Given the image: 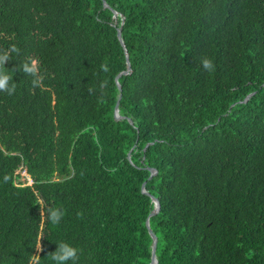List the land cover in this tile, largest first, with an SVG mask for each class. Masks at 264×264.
I'll use <instances>...</instances> for the list:
<instances>
[{"label":"trees","instance_id":"trees-1","mask_svg":"<svg viewBox=\"0 0 264 264\" xmlns=\"http://www.w3.org/2000/svg\"><path fill=\"white\" fill-rule=\"evenodd\" d=\"M12 45L0 264H149L147 219L157 264H264V0H0Z\"/></svg>","mask_w":264,"mask_h":264},{"label":"clouds","instance_id":"clouds-1","mask_svg":"<svg viewBox=\"0 0 264 264\" xmlns=\"http://www.w3.org/2000/svg\"><path fill=\"white\" fill-rule=\"evenodd\" d=\"M19 54V48L15 45L10 46L6 50H0V92L6 93L11 96L16 90V83L12 82L13 71L5 69V63L11 59L12 54ZM201 65L205 71H213L214 65L211 59L207 57L201 58ZM101 71L107 72L108 67L105 64L100 66ZM20 70L24 74L31 75L34 79L32 81L34 87H39L42 83L43 77L39 76V61L36 59H30L29 62L23 63L20 66ZM91 91V89H89ZM64 210L61 208L49 207L46 209V219L53 225H58L64 216ZM42 239V237H41ZM41 241V240H40ZM43 251L41 244L37 249L36 255H31L29 264H39L40 258L38 253ZM48 257L51 259L53 264H78L80 259V250L73 247L67 242H59L56 250Z\"/></svg>","mask_w":264,"mask_h":264},{"label":"water","instance_id":"water-1","mask_svg":"<svg viewBox=\"0 0 264 264\" xmlns=\"http://www.w3.org/2000/svg\"><path fill=\"white\" fill-rule=\"evenodd\" d=\"M118 37L121 39L120 29L118 30ZM122 44H123V42H122ZM117 86H118V88H120V86L118 84H117ZM118 101H117V104H116V107H115V113H117ZM149 171H150V177L149 178H151L155 174V170L154 169H149ZM141 189H142V191L144 193H147L146 190H145V183L142 184ZM152 201H153V204H154V209H153L152 213L150 214V216L155 214L157 212V209H158L157 201L155 199H153ZM146 224H147L148 233H149V235L151 236V239H152V244H151L152 261L149 264H157V258L155 256L156 237H155V235L152 233V231L150 229L148 219L146 221Z\"/></svg>","mask_w":264,"mask_h":264},{"label":"rangeland","instance_id":"rangeland-1","mask_svg":"<svg viewBox=\"0 0 264 264\" xmlns=\"http://www.w3.org/2000/svg\"><path fill=\"white\" fill-rule=\"evenodd\" d=\"M20 175H21V178L18 181L23 182V181L26 180V184L27 185H30L31 184V182L29 180V177L24 174V171H20Z\"/></svg>","mask_w":264,"mask_h":264}]
</instances>
